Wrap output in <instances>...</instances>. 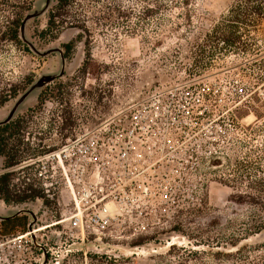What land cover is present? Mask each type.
Returning <instances> with one entry per match:
<instances>
[{"label": "rangeland", "instance_id": "rangeland-1", "mask_svg": "<svg viewBox=\"0 0 264 264\" xmlns=\"http://www.w3.org/2000/svg\"><path fill=\"white\" fill-rule=\"evenodd\" d=\"M235 1L75 0L49 29L58 0H34L20 43L0 39V123L30 114L33 149L77 136L107 141L136 114L148 116L154 102L175 104L204 85L211 132L199 135L197 169L174 192L176 203L125 212L113 227L120 235H70L68 221L34 232L73 211L67 162L47 154L34 167L7 170L0 157V174L11 171L23 189L31 173L53 201H0V220L25 213L30 225L22 236L0 238V264H264V210L252 187L264 175V21L244 34L246 48L206 39ZM4 14L11 16L0 11V20ZM43 77L50 80L39 85Z\"/></svg>", "mask_w": 264, "mask_h": 264}, {"label": "built area", "instance_id": "built-area-1", "mask_svg": "<svg viewBox=\"0 0 264 264\" xmlns=\"http://www.w3.org/2000/svg\"><path fill=\"white\" fill-rule=\"evenodd\" d=\"M202 91L207 92L206 85L196 93L187 91L175 104L154 102L148 116L136 114L107 141L77 136L48 154L62 165L67 162L75 177L72 183L65 171L73 211L61 223L68 221L76 230L70 235H120L113 227L125 212H163L176 203L174 192L197 169L199 135L211 132ZM217 101L224 102V97Z\"/></svg>", "mask_w": 264, "mask_h": 264}, {"label": "trees", "instance_id": "trees-1", "mask_svg": "<svg viewBox=\"0 0 264 264\" xmlns=\"http://www.w3.org/2000/svg\"><path fill=\"white\" fill-rule=\"evenodd\" d=\"M75 0H58L56 11H52L49 16V29L57 26V18L68 10V7ZM34 0H0V11L11 13L4 14L0 20V39L10 41L12 43H20V31L24 18L25 11L32 9ZM264 21V0H236L227 9V12L217 21L211 32L206 34L208 44L218 46L223 42L226 46H237L246 48V42L243 37L250 29L257 30ZM74 42L64 45V57H67L72 50ZM45 99H39V108L44 104ZM5 99L0 100V106L5 103ZM34 111V110H31ZM31 117L30 114L19 115L7 122L0 123V157L3 158L4 168L11 169L15 166H23L28 168L34 167L32 161L38 160L41 156L50 154L58 150L61 145L42 144L39 143L38 148L33 149L28 140V132H25L27 121ZM61 117L64 118L63 126L69 125L67 112L62 109ZM249 163L247 166L249 167ZM256 168H259L256 166ZM260 170V169H259ZM31 173H28L27 180L23 189L18 188L12 183L14 173L6 171L0 174V199L6 205H18L37 199H42L45 205H50L53 201L48 198L47 188L42 185H37L34 178L31 179ZM251 172L246 170L245 177L251 176ZM256 183L257 191L261 194L258 198V203L264 210V175L259 177ZM264 227V223L262 225ZM29 227L28 215L25 213L15 214L0 220V238L14 237L22 233H26ZM234 245H237L235 243ZM241 248L237 250L239 252ZM264 262V254L260 256ZM248 262L251 259L247 260ZM254 262V261H251Z\"/></svg>", "mask_w": 264, "mask_h": 264}, {"label": "water", "instance_id": "water-1", "mask_svg": "<svg viewBox=\"0 0 264 264\" xmlns=\"http://www.w3.org/2000/svg\"><path fill=\"white\" fill-rule=\"evenodd\" d=\"M25 20H26V17L24 18V20H23V23H22V26H21V30L23 29V26H24V22H25ZM48 80H50V78L49 77H43V78H41L40 80H39V82H38V84L39 85H43L45 82H47ZM8 120H10V118L8 119ZM8 120H6L5 122H7ZM4 123V122H3ZM13 216V215H12ZM9 217V216H8ZM4 218H6V217H4ZM3 219V218H2ZM29 227H30V225H29Z\"/></svg>", "mask_w": 264, "mask_h": 264}, {"label": "bare ground", "instance_id": "bare-ground-1", "mask_svg": "<svg viewBox=\"0 0 264 264\" xmlns=\"http://www.w3.org/2000/svg\"><path fill=\"white\" fill-rule=\"evenodd\" d=\"M61 221H62V220H60V221H55V222H53V223H51V224L43 225V226H40V227L34 228V232L41 231V230L46 229V228H48V227H51V226H53V225L59 224ZM23 236H24V235H23Z\"/></svg>", "mask_w": 264, "mask_h": 264}, {"label": "crops", "instance_id": "crops-1", "mask_svg": "<svg viewBox=\"0 0 264 264\" xmlns=\"http://www.w3.org/2000/svg\"><path fill=\"white\" fill-rule=\"evenodd\" d=\"M0 201H3V200L0 199Z\"/></svg>", "mask_w": 264, "mask_h": 264}]
</instances>
